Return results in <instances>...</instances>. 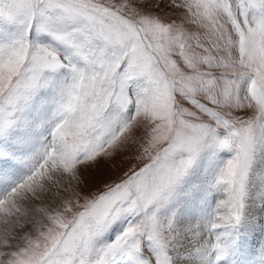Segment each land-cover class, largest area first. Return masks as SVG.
Returning a JSON list of instances; mask_svg holds the SVG:
<instances>
[{"label":"snow or ice","instance_id":"snow-or-ice-1","mask_svg":"<svg viewBox=\"0 0 264 264\" xmlns=\"http://www.w3.org/2000/svg\"><path fill=\"white\" fill-rule=\"evenodd\" d=\"M0 264H264V0H0Z\"/></svg>","mask_w":264,"mask_h":264},{"label":"rangeland","instance_id":"rangeland-1","mask_svg":"<svg viewBox=\"0 0 264 264\" xmlns=\"http://www.w3.org/2000/svg\"><path fill=\"white\" fill-rule=\"evenodd\" d=\"M115 163L117 165L121 163L120 157H117ZM117 174V170L113 168V162L103 159L94 168H89L84 172L89 188H98L106 180L114 178Z\"/></svg>","mask_w":264,"mask_h":264}]
</instances>
